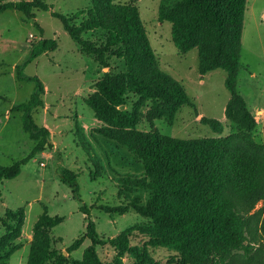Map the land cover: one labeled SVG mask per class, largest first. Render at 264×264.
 Here are the masks:
<instances>
[{"label":"trees","instance_id":"obj_1","mask_svg":"<svg viewBox=\"0 0 264 264\" xmlns=\"http://www.w3.org/2000/svg\"><path fill=\"white\" fill-rule=\"evenodd\" d=\"M249 0H161L160 23L172 25V41L180 55L198 50L200 77L222 70L230 101L227 118L237 127L229 137L184 140L143 132L144 108L152 120L173 125L184 107L194 110L196 101L180 82L160 70L141 14L134 2L93 0L92 6L75 14L52 12L84 56L105 70L95 83V92L86 100L96 119L111 130L122 132L115 140L145 166L140 176L120 180L124 203L101 207L112 216L133 210L149 225H138L116 238L101 236L92 220V208L83 204L86 232L73 242L69 252L91 241L81 260L64 256L55 248L51 231L64 218L45 211L36 222L34 241L27 264H161L147 247L176 252L168 264H264V208L253 212L264 201V145L253 137L257 123L244 98L237 91L242 36ZM16 10L28 17L32 12H48L45 0L20 1L0 6V13ZM54 39L34 43L27 57L16 67L20 81L35 83L31 98L13 107L21 114L24 131L34 142L29 154L11 165L0 164V187L22 172V167L52 147L48 128L34 120L43 107L45 86L38 77L24 75L26 67L40 56L57 49ZM123 69H112L113 62ZM124 107L122 110L121 108ZM237 120H232L233 115ZM235 115V116H236ZM216 135L223 126L203 118ZM61 180L79 197L77 174L64 170ZM134 194V195H132ZM24 209L7 210L0 236V264H8L17 250L25 224ZM143 233L149 245L132 244ZM111 245L118 255L104 262L97 246ZM129 255V262L122 257Z\"/></svg>","mask_w":264,"mask_h":264},{"label":"rangeland","instance_id":"obj_2","mask_svg":"<svg viewBox=\"0 0 264 264\" xmlns=\"http://www.w3.org/2000/svg\"><path fill=\"white\" fill-rule=\"evenodd\" d=\"M23 0H0V6ZM30 1V0H25ZM48 12L34 11L28 17L16 10L0 13V164L11 165L25 158L34 142L24 131L21 114L13 107L28 101L35 83L20 81L16 67L27 57L31 46L42 39L57 41V49L30 63L24 70L28 77H38L45 86L43 107L36 110L34 120L49 129L52 147L38 154L22 167L21 174L5 180L0 187V236L4 234L2 219L7 210L24 209L25 224L15 243L17 250L8 264H27L34 241L33 229L40 216H60L64 221L51 231L55 248L64 256L81 260L91 246L86 239L73 252L69 248L86 232L85 217L80 208L91 207L97 232L112 239L138 225H149L135 211L112 216L101 207H118L127 200L121 195L120 180L140 176L145 166L115 140L122 131L111 130L95 118L86 100L95 92V83L105 70L91 58L84 56L79 45L64 30L62 22L52 12L75 14L92 6L93 0H45ZM138 7L148 40L159 60L160 70L181 83L187 94L195 99L194 110L184 107L175 123L152 120L149 107L144 108L145 120L138 126L143 132L157 131L160 135L184 140L229 137L237 134V127L228 120L226 110L230 92L226 88V73L222 70L200 77L198 50L180 55L172 41V25L160 23L158 11L161 0H116ZM112 69L122 70V62H113ZM237 91L244 98L257 126L255 141L264 145V0H249L238 73ZM236 115V114H235ZM232 120H237V115ZM206 118L223 126L221 135L205 124ZM77 174L79 197L61 180L64 170ZM134 195V194H132ZM264 208V201L255 210ZM132 244L149 245L143 233H137ZM161 264L176 252L166 248L147 247ZM101 259L109 262L118 252L109 244L97 246ZM129 262V255L122 257Z\"/></svg>","mask_w":264,"mask_h":264},{"label":"water","instance_id":"obj_3","mask_svg":"<svg viewBox=\"0 0 264 264\" xmlns=\"http://www.w3.org/2000/svg\"><path fill=\"white\" fill-rule=\"evenodd\" d=\"M122 110L124 109V107L121 108Z\"/></svg>","mask_w":264,"mask_h":264}]
</instances>
